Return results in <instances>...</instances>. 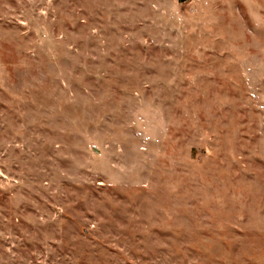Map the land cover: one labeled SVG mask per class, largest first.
<instances>
[{"label":"rangeland","instance_id":"obj_1","mask_svg":"<svg viewBox=\"0 0 264 264\" xmlns=\"http://www.w3.org/2000/svg\"><path fill=\"white\" fill-rule=\"evenodd\" d=\"M0 264H264V0H0Z\"/></svg>","mask_w":264,"mask_h":264}]
</instances>
